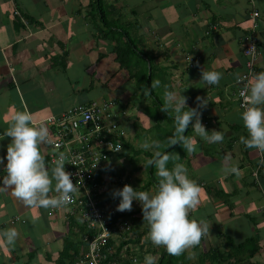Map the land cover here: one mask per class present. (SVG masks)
<instances>
[{
	"label": "crops",
	"instance_id": "1",
	"mask_svg": "<svg viewBox=\"0 0 264 264\" xmlns=\"http://www.w3.org/2000/svg\"><path fill=\"white\" fill-rule=\"evenodd\" d=\"M105 2L117 4L120 23L127 30L128 40L135 43L137 60L132 71L143 72L146 66L150 78L152 64L154 74L147 87L154 85L151 94L142 90L131 93L134 78L120 68L112 51L118 35L110 30H119H106L99 17L92 15L91 0H0V134L17 110L30 111L34 125H47L45 119L71 108L111 102L118 118L122 152H126L124 163L128 162L123 166L132 171L131 183H141L136 190L151 191L148 180L159 179L155 168L156 180L152 166H147L152 150L140 147L145 139L158 140L161 151L179 155L180 160L174 158L168 167L184 163L189 178L201 186L199 204H206L190 209L189 218L198 217L196 220L210 227L199 243L205 248L199 244L192 248V264H211L202 258L204 253L217 251L226 257L231 254L229 247L241 245L243 250L234 251L237 258L222 264H264V153L240 142L247 130L236 96L237 79L246 70L242 40L249 30L252 11L261 17L255 72L264 71V0ZM202 69L222 72L219 84L200 81ZM166 87L181 91L187 106L199 111L206 130L224 131L225 139L210 143L190 123L185 135L193 138L197 150L189 153L180 144L167 149L174 119L160 110ZM8 143L9 137L0 140V157L6 155ZM41 151L46 164L54 166L48 161L52 151L49 142L41 145ZM233 162H238V176L227 171ZM204 172L210 177L204 178ZM129 174L126 171L127 177ZM4 175L0 165V177ZM10 228L18 232L13 245L3 239V232ZM81 229L68 207L27 206L12 189L0 188V264H57L65 241L79 242L76 237ZM126 247L132 253L137 249L134 246L132 250L130 243ZM215 258L213 261H218Z\"/></svg>",
	"mask_w": 264,
	"mask_h": 264
},
{
	"label": "clouds",
	"instance_id": "2",
	"mask_svg": "<svg viewBox=\"0 0 264 264\" xmlns=\"http://www.w3.org/2000/svg\"><path fill=\"white\" fill-rule=\"evenodd\" d=\"M191 60V58H190ZM223 73L216 70H201V79L205 85H218ZM246 83L240 89V119L247 136H241L240 142L246 147L255 148L264 153V71L252 72L244 77ZM160 84L155 82V86ZM151 88H145L151 94ZM201 100L200 97H197ZM164 104L160 110L172 114L174 133L167 138V147L180 144L189 153L197 150L193 138L185 135L191 127L210 143L222 142L224 131H207L200 119L197 108L187 106V97L181 91L165 88ZM205 100L201 101V107ZM33 116L27 109L17 110L12 116L7 129L0 134V140L10 138L6 155L0 157V165L6 175L0 177V188H10L16 198L27 206L56 208L71 202L74 193L80 191L73 183L72 174L65 170V154L59 153L54 166L49 167L41 151V145L49 142L50 130L47 125L33 124ZM59 147V145H57ZM144 150H152L153 156L147 160V166H154L159 177L156 189L140 191L130 185H124L113 191L114 198H119L117 211H131L133 201L141 205L143 221L148 225V238L157 246H164L171 255H181L186 249L198 245L205 233L209 234L208 225L203 221L189 218V210L200 202L201 186L189 178L184 163H175L171 168L169 162L177 154L161 151L158 140L145 139L140 142ZM120 150V146L116 151ZM6 161V162H5ZM228 172L240 174L238 162H233ZM55 192L54 195L51 193ZM18 237L15 228L3 232L7 245H13ZM145 264H153L152 257H145Z\"/></svg>",
	"mask_w": 264,
	"mask_h": 264
},
{
	"label": "built area",
	"instance_id": "3",
	"mask_svg": "<svg viewBox=\"0 0 264 264\" xmlns=\"http://www.w3.org/2000/svg\"><path fill=\"white\" fill-rule=\"evenodd\" d=\"M14 15L20 17L17 11ZM260 19L257 11L250 13L249 30L242 40L246 70L237 79L236 96L239 108V92L246 83L243 78L255 72L260 56ZM115 112L111 102L91 103L71 108L60 116L45 119L52 132V139L49 141L52 151L48 155V161L54 165L59 153H64L65 170L72 174L71 179L80 190L73 194L71 202L64 207L70 209V214L76 217L77 225L82 228V232L78 230L76 239L82 242L85 251L67 264H124L127 247L119 254L118 248L127 236L133 235V224L128 219L114 221L120 211H117L116 207L107 206L101 197L106 188L103 175H108V172L103 171L111 168V157L123 151ZM119 146L120 150L116 151ZM98 174L104 182H98ZM128 264L142 263L136 258H131Z\"/></svg>",
	"mask_w": 264,
	"mask_h": 264
},
{
	"label": "trees",
	"instance_id": "4",
	"mask_svg": "<svg viewBox=\"0 0 264 264\" xmlns=\"http://www.w3.org/2000/svg\"><path fill=\"white\" fill-rule=\"evenodd\" d=\"M91 7L93 9L92 15L99 17L100 21L103 22V26L106 27V30H110L112 28L119 30V32H111V30H110V33L118 35V39H116V45H115V47H113V50H112L115 54V60L120 65L121 69L128 71V74L132 78L135 79V82L139 83V86H138L139 89L145 90V88L148 87V84L150 86V82H151V80L153 78V74H154V68L151 64V77L150 78H148V72L146 70V66H144L143 72H141V69L138 70L137 72L134 71L135 73L132 71V69L134 67H136L135 61L137 59H134V57H137V52L135 50L136 49L135 43H133L131 40H128L127 30L120 23V21H122L121 10L118 9L117 4L106 3L105 0H91ZM135 21H137V20L135 19ZM117 119L118 118H116V120ZM124 147L127 148L128 143L125 142ZM103 172L104 173L108 172L109 173L108 175H110L111 177H118L119 178L122 176L121 171L116 172L112 168H107ZM151 172L153 174V178L155 179V177H154V166H152ZM100 174L97 175V179H98L99 183H102L104 181L99 178ZM129 218H130L129 213H127V214L118 213L115 216L114 221L126 220ZM133 222L135 223L134 220H133ZM141 223L147 224L146 222L143 221V217L140 219V224ZM148 230L149 229L147 228L144 232H140L141 237H143L146 234V232H148ZM81 232H82V229H81ZM132 232H133V238L130 239V241L129 240L124 241V243L121 244V246L118 248V254L122 252L123 248L126 247V245L128 243L139 245V243L141 241V239H139L140 235H138L139 231H136L133 229ZM134 237H136V238H134ZM78 246H81V249H82L81 252L85 251V247L81 241L74 242L68 238L65 241L63 251L59 254L60 257H59V260L57 261V264L71 263L79 254L78 249L80 247H78ZM163 248L165 249V247H163ZM229 248H230L231 254H229L226 257H224L225 254H223V255L217 254V251H215V253H213V251L212 252L208 251V253H204V255H203L204 257H202V258H206V259L208 258L209 260H211V264H222L224 261L229 260L230 258H233V257L237 258V255L234 253L235 249L238 248V249L243 250L244 245L243 246L241 245L239 247L233 246V247H229ZM140 249L142 250V248H140ZM166 252H167V250H166ZM71 253H72V255H71ZM135 256H136L135 253H132L131 250L127 249V251L124 253V260H123L124 264H128V260H130L131 258L137 257V256L136 257ZM181 256L177 257V256L171 255V254H169L167 257L161 256V258L157 264H188L186 261L187 258L185 256V254L183 253ZM210 256H212V257H210ZM214 256L215 257L218 256V257L215 258ZM213 258L217 259L218 261H213Z\"/></svg>",
	"mask_w": 264,
	"mask_h": 264
},
{
	"label": "rangeland",
	"instance_id": "5",
	"mask_svg": "<svg viewBox=\"0 0 264 264\" xmlns=\"http://www.w3.org/2000/svg\"><path fill=\"white\" fill-rule=\"evenodd\" d=\"M141 14H146V13L142 12ZM133 82H134V85L132 86V90L133 91H131V93H135L138 90H140L139 87H138L139 83L135 82V79H134ZM142 91L145 92V94H146V90L142 89ZM95 92H96V94H99V90H97ZM96 94H94V95H96ZM94 95L92 94V96H94ZM92 101H95V100H92ZM171 153H174V152L171 151ZM125 156H126V152L124 151V152L121 153V155L113 156L110 159L111 167L113 169H115V168H119V170L122 169L121 170L122 171L121 172L122 173L121 177H119V178L118 177H111L110 175H107V174L103 175V178L106 180L104 182V184H106V186L104 185L106 188L104 189V192L101 195V197H102L103 201H105V204L107 206L116 207L117 204L119 203L118 202L119 198H114L113 195H112L114 190L120 189L126 184L130 185L132 187H135V189L139 188L141 186V183L134 184L136 181H132V183H131L130 179H132V174H131L132 171H131L130 167H128L127 165L123 166V165L128 163L127 161H125V163H124ZM115 170H117V169H115ZM126 171H129V173H130L129 177L126 176ZM203 177L204 178H208V177H210V175H208L207 172H204L203 173ZM117 180H119V181H117ZM157 181H152L151 179L148 180L147 183L150 184L151 192L155 191ZM108 190H109V192H107ZM201 203H202L201 206H205V204H206L204 201H202ZM198 206L201 207L200 204ZM116 209H117V207H116ZM127 212L128 211H126L125 214ZM204 213H206V211ZM129 214H130V218H131V219L129 218V220L133 224L132 228L134 230H136V231H139L138 235H140V232H144V229H147L148 225L144 224V223L140 224V219L142 218V210H141V205H140L139 202L133 201L132 209H131V212ZM195 217H196V215H195ZM196 219H198V217ZM133 220L135 221L136 224L133 222ZM147 233L148 232H146V234L143 237H141V235L139 236V239H141L139 245H135V244H131V243L130 244L133 247L132 250H134L137 247V249H135L133 251V253L136 254V256L138 258L136 256L135 257H136V259H138L140 261V263L145 264V257L150 255L152 257V259H153V264H157L158 261L160 260L161 256H163V257L166 256L167 257L169 255V253H167L166 249L163 248L164 246H157V245L153 244L152 241L148 238ZM129 237H132V236L131 235L128 236L127 239H129ZM134 238H136V237H134ZM199 245L200 246H204L203 243L199 244ZM134 246H136V247H134ZM140 248H142V250ZM192 248H194V247L188 248V250L186 249L185 252H184V254H185L186 258H187L186 261H187L188 264L194 263V250ZM204 248H205V246H204ZM181 255H175V256L180 257Z\"/></svg>",
	"mask_w": 264,
	"mask_h": 264
}]
</instances>
